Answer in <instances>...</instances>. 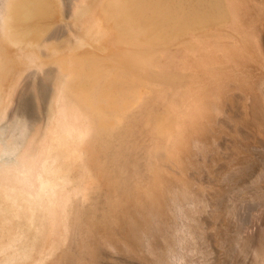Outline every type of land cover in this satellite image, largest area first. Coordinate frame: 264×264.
Returning a JSON list of instances; mask_svg holds the SVG:
<instances>
[{
	"label": "bare ground",
	"instance_id": "6f19581e",
	"mask_svg": "<svg viewBox=\"0 0 264 264\" xmlns=\"http://www.w3.org/2000/svg\"><path fill=\"white\" fill-rule=\"evenodd\" d=\"M231 12L229 0H76L68 10L62 0H0L4 264L26 260L32 244H41L42 238L123 224L119 205L145 189L142 194L149 195L147 180L169 152L166 138L177 121L169 96L171 91L178 96L187 76L176 65L173 46L189 43L190 36L199 42L214 36ZM37 73L42 74L41 85L32 92L42 98L50 84L51 97L44 121L30 124L16 110L30 113L22 92L28 77ZM146 220L143 211L141 221ZM139 224L125 228L135 245L141 243ZM58 243L51 241L50 253ZM62 252L54 262L74 264L70 249ZM158 258L166 264L184 263L179 250L171 249L168 257L161 250Z\"/></svg>",
	"mask_w": 264,
	"mask_h": 264
},
{
	"label": "rangeland",
	"instance_id": "374dc122",
	"mask_svg": "<svg viewBox=\"0 0 264 264\" xmlns=\"http://www.w3.org/2000/svg\"><path fill=\"white\" fill-rule=\"evenodd\" d=\"M74 1L62 0L67 10ZM229 2L230 23L220 26L214 36L200 42L190 36L189 43L173 46L176 65L187 76L177 88L180 92L176 90L178 96L169 90V101L175 103L169 106L177 121L166 138L169 152L159 166L162 171L157 168L147 180L149 195L142 194L145 189L133 200L126 199L122 205L127 210L119 205L123 224L109 231L75 230L66 238H42L41 244L30 243L28 260L12 264H58L54 260L66 248L74 264H166L158 261V255L164 250L168 257L171 249L183 254V264H264V0ZM67 33L61 30L62 37ZM41 75L29 76L22 92L30 113L25 116L16 110L30 124L44 121L51 97L50 84L42 98L36 97ZM144 90L151 94L150 88ZM148 199L158 210L148 206ZM143 211L146 221H141ZM133 222L140 223L138 245L130 243L125 231ZM50 240L59 242L51 253ZM4 257L0 251V264Z\"/></svg>",
	"mask_w": 264,
	"mask_h": 264
}]
</instances>
